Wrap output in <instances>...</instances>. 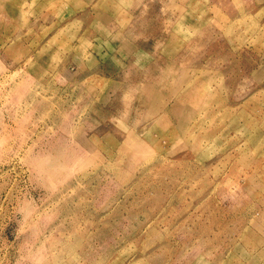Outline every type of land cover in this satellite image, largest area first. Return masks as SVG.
I'll list each match as a JSON object with an SVG mask.
<instances>
[{"label": "rangeland", "instance_id": "1", "mask_svg": "<svg viewBox=\"0 0 264 264\" xmlns=\"http://www.w3.org/2000/svg\"><path fill=\"white\" fill-rule=\"evenodd\" d=\"M28 1L14 55L0 0V264H264V0H143L126 57L83 47L119 0Z\"/></svg>", "mask_w": 264, "mask_h": 264}, {"label": "crops", "instance_id": "2", "mask_svg": "<svg viewBox=\"0 0 264 264\" xmlns=\"http://www.w3.org/2000/svg\"><path fill=\"white\" fill-rule=\"evenodd\" d=\"M18 2H14V0H10L11 5L8 4V8L10 9L7 13L8 16V30H7V35L6 38L8 40H10L7 44V50L9 52H12L14 55L20 51L23 50V52H26L28 49V46L25 44L26 39L28 38H33V36H30L29 34H27V32H25L26 29V25H28V21L27 18H29L30 22H35V23H42V21L39 20V17L43 14H46L47 16H51V13H40V12H36V13H31V9H30V4L28 0H23V4H22V0H17ZM174 2H170L169 5L166 6V8H170V4H172ZM183 4V3H180ZM216 6H219L218 3H215ZM143 5V0H123V2L121 0H119L118 5H114L113 8H116L113 13H115V18L109 16L108 14L111 13L110 11L106 10V20L99 23L101 29H99L100 35L98 34H92L91 36L86 35V31H79V29L77 28L79 23H82V21L79 18H74V15L77 13L72 14L71 17H73L72 19H70L69 22H67V24L65 25L66 28L65 29H69V36L71 39V47H72V51L74 49H76L79 46V41H80V37H83V34H85L84 38V44L83 47L88 48L87 51H89L90 53L93 54H97L99 52H101V55L105 56L106 53L108 55H119V56H124L126 57V55H134L136 53V51H138V46L136 45L135 41L137 37L134 32H133V28L134 25L131 22V19L127 16L128 11H132L135 9H138L140 7H142ZM89 5H87L86 7H88ZM184 7H186V2L185 5H182ZM221 8H224L225 6L222 4L220 5ZM246 7L248 8L249 5H244V8L246 9ZM253 7V6H252ZM33 8V7H32ZM35 8V6H34ZM40 9V7H38ZM30 10L29 12V16L26 15L28 14L27 11ZM246 15L248 16V13H246ZM254 15V14H253ZM105 17V16H104ZM97 18V17H96ZM83 20V19H82ZM57 21H55V23L52 24H56ZM61 30V29H60ZM59 31V30H57ZM66 31V30H64ZM39 35V33H38ZM45 36V35H44ZM43 35H39V39H43L44 38ZM166 43L167 45L164 47L165 52L166 53H172L175 45L177 44V41L180 39L179 35L175 33V31L173 32L170 31L168 36L166 37ZM102 42H106L105 44ZM112 48L111 51H109ZM184 48V47H183ZM103 52V50H105ZM129 50V51H128ZM172 50V51H171ZM174 53V51H173ZM107 66V65H106ZM187 65L184 64V69ZM61 71L64 72H68L71 75H76L77 69H69L67 67H64L61 69ZM107 75V74H106ZM107 77L110 78V76L107 75ZM156 82L154 80H148V81H141L140 83L137 84V87L141 89L142 94H147V89H151L153 87H156ZM173 82V81H172ZM174 86V83H172ZM176 86V83H175ZM144 90V91H143ZM173 105L175 104V101L172 103ZM178 107L173 106L172 108H170L169 110H165L164 107H162L160 104L158 106H155L154 109V113L158 114L156 116V122L158 124L164 122L167 119V116L169 117L170 114L176 111ZM148 113V111L146 110V114ZM172 113V116H173ZM175 115V114H174ZM174 117V116H173ZM146 118V117H145ZM157 127V125H154Z\"/></svg>", "mask_w": 264, "mask_h": 264}]
</instances>
